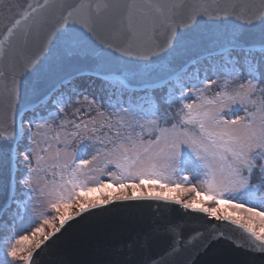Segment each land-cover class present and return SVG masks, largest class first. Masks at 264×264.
Segmentation results:
<instances>
[{
    "label": "snow or ice",
    "instance_id": "6c2138e0",
    "mask_svg": "<svg viewBox=\"0 0 264 264\" xmlns=\"http://www.w3.org/2000/svg\"><path fill=\"white\" fill-rule=\"evenodd\" d=\"M221 240L264 264V0H0V264Z\"/></svg>",
    "mask_w": 264,
    "mask_h": 264
},
{
    "label": "water",
    "instance_id": "95a60500",
    "mask_svg": "<svg viewBox=\"0 0 264 264\" xmlns=\"http://www.w3.org/2000/svg\"><path fill=\"white\" fill-rule=\"evenodd\" d=\"M136 203H142L144 205V211H149V203H151L152 209L155 208L154 202ZM168 211L174 216H182L184 214V210L178 206H174ZM189 219L194 227L210 229L216 224H220L221 227L218 231H224L226 235L233 234L232 226L226 222L208 219L203 214H193ZM89 258L88 254L75 248L71 243L57 244L40 252L37 256L36 264H65V262L82 264L83 261ZM192 264H253V261L247 252L234 248L228 241L221 240L219 242L213 241L206 252L201 251L199 255L193 253ZM255 264H260L259 259L255 261Z\"/></svg>",
    "mask_w": 264,
    "mask_h": 264
},
{
    "label": "rangeland",
    "instance_id": "374dc122",
    "mask_svg": "<svg viewBox=\"0 0 264 264\" xmlns=\"http://www.w3.org/2000/svg\"><path fill=\"white\" fill-rule=\"evenodd\" d=\"M81 99H83V97H81ZM145 191H146L145 189H136V190H135V194H136L137 196H139V195L144 194ZM161 191H162V190H161L159 187H156V188L154 189V194H158V193H160ZM163 193L166 194V195L169 194L167 189L163 190ZM129 194H131V190H129ZM173 194H175V193H173ZM93 195H95V196H99L100 193H95V194H93ZM183 198L187 199V197H183ZM197 203H198V205L201 204V203H203L205 206H211V202L207 200V197H203V198H202L201 200H199ZM246 206H247V205H246ZM258 210H259V209H258ZM227 212H228V213H231L232 210H231V209H227ZM236 215H238V216H242V214H240V213H238V214H236Z\"/></svg>",
    "mask_w": 264,
    "mask_h": 264
}]
</instances>
